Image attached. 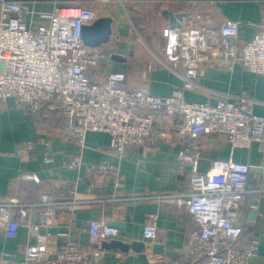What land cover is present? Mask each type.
<instances>
[{"label": "built area", "instance_id": "built-area-1", "mask_svg": "<svg viewBox=\"0 0 264 264\" xmlns=\"http://www.w3.org/2000/svg\"><path fill=\"white\" fill-rule=\"evenodd\" d=\"M102 1L79 0L59 6L44 14L46 22L34 23L33 11L25 1L0 0V99L13 97L34 111L46 108L61 113L64 123L59 134L64 141L83 145L89 131L107 132L110 147L121 157L129 149L148 147L153 140L169 141L171 131L156 130V125L172 117L178 134L187 139L178 159L179 170L188 174L190 183V191L178 194L176 203L191 214L198 228L190 233L181 258L171 264H250L261 244L260 238L254 237L249 246H242L243 207L253 191L249 184L252 166L233 159H213L210 168L201 171V145L203 138L213 133L225 135L234 148L258 144L263 154L258 190L264 191V115L254 111V100L245 92L235 99L211 103L189 101L185 91L196 87L201 66L209 62L225 61L230 68L241 63L264 74V9L255 33L243 43L239 41L240 23L233 19L216 26L209 14H197L195 25L169 27L163 62L180 74L183 83L169 94L155 95L125 87L123 70L100 75L103 57L111 58L114 53L104 46H87L82 31L84 25L106 14L98 6ZM80 165L79 159L70 163V167ZM111 168L110 164L101 165L103 171ZM27 177L39 180L35 174ZM66 203L70 201L43 193L39 218L17 221L12 207L24 211V206L17 199L0 201V229L16 236L22 223L34 241L23 246L25 258L19 264H102L103 249L89 252L69 235L53 255L48 251L45 241L55 237L53 228ZM89 232L93 241L101 242L116 237L119 228L101 218L91 221ZM143 232L145 238L154 239L157 227L150 221Z\"/></svg>", "mask_w": 264, "mask_h": 264}, {"label": "crops", "instance_id": "crops-1", "mask_svg": "<svg viewBox=\"0 0 264 264\" xmlns=\"http://www.w3.org/2000/svg\"><path fill=\"white\" fill-rule=\"evenodd\" d=\"M21 1L33 11V22L43 23L47 21L44 14L79 0ZM98 6L113 19L110 40L103 46L123 57H103L100 75L123 70L127 75L125 87L166 95L183 83L180 74L163 62L166 33L172 23L195 25L197 14H209L216 26L226 19L237 20L239 41L243 43L261 21L264 0H103ZM196 81L194 89L185 91L187 100L216 103L245 92L254 100V111L264 115V74L252 72L241 63L230 68L225 61L209 62L201 66ZM63 123L64 116L59 112L46 108L34 111L13 97L0 99V201L17 199L24 206V211L20 206L12 207V217L17 221L37 220L43 211L38 205L41 195L51 193L58 200L70 201L60 208L53 228L55 237L45 241L51 255L69 235L89 252L103 249L102 264H171L181 258L198 224L176 203L178 194L190 191V183L188 174L180 172L178 159L187 139L178 134L173 118L167 116L156 125V130L171 131L169 141L153 140L146 148L127 150L124 157L110 147V135L104 131H89L83 145L64 141L59 134ZM201 150V171L208 170L213 159L251 164L249 184L253 191L243 207L242 246H249L254 237H259L260 249L250 264H264V191L258 190L263 179V154L258 144L234 148L225 135L213 133L203 138ZM48 157L52 160L47 161ZM74 159H79L81 165L70 167ZM106 164L112 167L109 171L101 169ZM30 174L39 180L28 178ZM71 188L74 193H69ZM251 209L256 211L253 220ZM101 218L125 225L110 240L142 241L145 248L124 252L101 247L103 241H93L89 232L91 221ZM150 221L157 227L154 239L145 238L143 232ZM31 242L28 228L22 223L16 236L0 229V264H19L25 258L23 246ZM157 243L179 256L155 251Z\"/></svg>", "mask_w": 264, "mask_h": 264}, {"label": "water", "instance_id": "water-1", "mask_svg": "<svg viewBox=\"0 0 264 264\" xmlns=\"http://www.w3.org/2000/svg\"><path fill=\"white\" fill-rule=\"evenodd\" d=\"M181 18V17H179ZM175 20V19H173ZM112 23L113 19L110 16L103 15L97 18L93 23L83 26V40L84 43L89 47H100L104 44L108 43L112 34ZM179 24L172 23V27H177ZM112 58L115 60H123V57L119 54H113ZM253 204H256V201H253ZM255 209L250 210V220H253L255 217ZM111 226H115L118 228H123L125 225L119 221H113L110 223ZM101 247L105 249H120L121 251L127 252L130 249L134 251H141L145 248V243L142 241H133L131 243H127L120 239H112L110 241L105 240L101 243ZM154 250L163 253L166 255H170L171 257H178L179 253L175 251H167L165 250L162 244H156L154 246Z\"/></svg>", "mask_w": 264, "mask_h": 264}, {"label": "trees", "instance_id": "trees-1", "mask_svg": "<svg viewBox=\"0 0 264 264\" xmlns=\"http://www.w3.org/2000/svg\"><path fill=\"white\" fill-rule=\"evenodd\" d=\"M63 116V115H62ZM244 233V232H243ZM243 235V234H242Z\"/></svg>", "mask_w": 264, "mask_h": 264}, {"label": "rangeland", "instance_id": "rangeland-1", "mask_svg": "<svg viewBox=\"0 0 264 264\" xmlns=\"http://www.w3.org/2000/svg\"><path fill=\"white\" fill-rule=\"evenodd\" d=\"M138 30V29H137Z\"/></svg>", "mask_w": 264, "mask_h": 264}]
</instances>
